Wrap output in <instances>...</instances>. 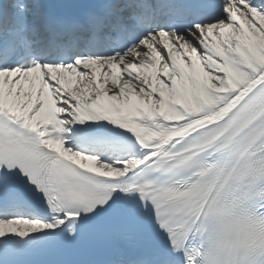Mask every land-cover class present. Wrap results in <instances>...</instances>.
I'll use <instances>...</instances> for the list:
<instances>
[{
	"label": "snow or ice",
	"instance_id": "obj_1",
	"mask_svg": "<svg viewBox=\"0 0 264 264\" xmlns=\"http://www.w3.org/2000/svg\"><path fill=\"white\" fill-rule=\"evenodd\" d=\"M0 264H264V0H0Z\"/></svg>",
	"mask_w": 264,
	"mask_h": 264
}]
</instances>
